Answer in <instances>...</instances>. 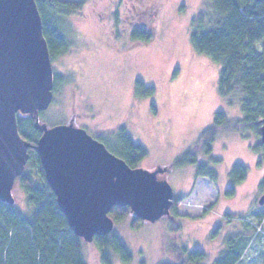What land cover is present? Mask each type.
<instances>
[{
    "label": "rangeland",
    "instance_id": "obj_1",
    "mask_svg": "<svg viewBox=\"0 0 264 264\" xmlns=\"http://www.w3.org/2000/svg\"><path fill=\"white\" fill-rule=\"evenodd\" d=\"M63 1H83L81 10L71 11L64 19L63 33L74 53L64 63L54 59L51 65L55 81L62 77L69 89H54L51 104L39 113L40 122L53 127L75 117L78 126L80 117L89 116L97 134L110 143L108 150L116 148L110 142L111 132L123 125L133 142L147 151L138 167L149 172L168 167L158 178L171 186L174 198L185 197L174 218L170 214L155 223L141 221L133 229L130 214L114 225L112 232L131 253L129 264L177 261L183 249L203 252L201 264H215L227 254L230 258L241 255L238 264H264V216L259 219L264 205L258 204L264 194V149H254L260 143L259 130L243 135L218 127L210 156L198 151L200 164L195 169L171 167L182 154L201 149L200 136L216 112H223L232 123L242 117L240 102L219 94L221 65L191 49L192 32L212 26L209 1L162 0L154 42L135 48L124 30L132 0ZM114 17L119 20L118 38L113 32ZM255 49L259 51L260 45ZM136 81L142 89L153 88V94L136 97ZM23 118L31 120L17 114V120ZM236 163L246 168L247 176L231 191L228 168ZM197 170H214L217 180L213 184L207 178H195ZM12 195L14 206L25 210L26 196L19 181ZM82 249L86 264H98L93 243L83 240ZM113 264L125 263L114 254Z\"/></svg>",
    "mask_w": 264,
    "mask_h": 264
},
{
    "label": "trees",
    "instance_id": "obj_2",
    "mask_svg": "<svg viewBox=\"0 0 264 264\" xmlns=\"http://www.w3.org/2000/svg\"><path fill=\"white\" fill-rule=\"evenodd\" d=\"M208 1L213 16L212 26L192 32L191 49L195 54H203L221 65L217 80L219 94L228 100L235 97L240 102L242 117L232 123L227 121L223 112H216L211 126L200 136L201 149L187 151L179 156L171 167L185 166L195 169L200 164L196 158L198 151L210 156L216 128L239 131L244 135L248 134V131H258L260 121L264 118V1ZM35 2L41 17L43 37L50 53H54L52 47L55 42H60L58 33L64 29V19L71 11L81 10L83 1ZM161 2L162 0H132V7L125 18L127 29L124 28L129 32L132 48L154 42ZM114 18L113 32L118 38L119 20ZM258 45L259 51L255 49ZM61 51L59 53H63V49ZM142 87L141 82H135L136 97L153 94V88ZM18 132L30 144H35L40 137L39 131L33 128V122L29 118L18 119ZM110 135V142L114 143L116 148L109 151L123 159L130 167H138L147 157L146 149L133 142L123 125L118 126ZM98 141L105 146L110 144L100 138ZM260 147L264 149L261 142L256 143L254 149L258 150ZM28 153L29 172L18 177L19 187L26 196L25 210L0 202V264H86L82 249L83 239L73 233L60 212L55 195L45 180L36 151L29 149ZM213 161L218 162L221 159L215 158ZM246 176V168L243 165L233 164L228 168V189L234 190ZM199 177L207 178L213 184L217 180L214 170L195 171V178ZM184 198H174L170 208L172 218L176 217V209ZM130 214L128 207H112L108 213L115 224ZM263 216L264 212L259 219ZM140 222L141 220L133 216L131 227L138 228ZM92 243L97 249L98 264H113L114 254L119 255L123 263H131V253L113 232L94 237ZM178 253L181 257L177 261L157 264H201L205 259V254L199 250L186 253L183 249ZM240 257L241 255H235L230 258L227 254L215 264H238ZM225 259L228 261H224Z\"/></svg>",
    "mask_w": 264,
    "mask_h": 264
},
{
    "label": "water",
    "instance_id": "obj_3",
    "mask_svg": "<svg viewBox=\"0 0 264 264\" xmlns=\"http://www.w3.org/2000/svg\"><path fill=\"white\" fill-rule=\"evenodd\" d=\"M52 83L35 0H0V202L15 204V179L34 149L60 212L85 242L113 231L112 207H128L134 217L151 223L169 216L173 190L158 178L168 167L153 172L132 168L84 129L72 123L48 128L40 122L39 113L52 101ZM18 113L29 116L41 133L36 144L20 136ZM260 124L264 145V118ZM258 204L264 205V194Z\"/></svg>",
    "mask_w": 264,
    "mask_h": 264
},
{
    "label": "flooded vegetation",
    "instance_id": "obj_4",
    "mask_svg": "<svg viewBox=\"0 0 264 264\" xmlns=\"http://www.w3.org/2000/svg\"><path fill=\"white\" fill-rule=\"evenodd\" d=\"M63 26H64V24H63ZM59 28V27H58ZM64 28V27H63ZM66 29V28H65ZM64 30V29H63ZM59 34V39H60V42H55V44L53 45V51H54V53H50V51H49V56H50V61H51V65L53 66V61H54V59L56 60H63V63H64V61H67V60H69V58L73 55V50L71 51L70 50V48H71V42L69 43V39L67 38V36L65 35V33H63V31L62 32H60V33H58ZM46 41V40H45ZM46 44H47V42H46ZM48 47V46H47ZM61 49H63V53H59V52H62L61 51ZM48 50H49V48H48ZM58 50H60L59 52H57ZM74 55H76V54H74ZM52 56H53V58H52ZM65 63H67V62H65ZM70 67H71V64H70ZM70 71H72V72H75V70H70ZM53 74V73H52ZM70 77V76H69ZM74 77V76H73ZM60 78V80H59V82H56L55 81V76H54V74H53V83H52V100H53V91H54V89H69V88H66L65 86H63V84H62V77H59ZM71 78V77H70ZM71 81V80H70ZM61 84V85H60ZM72 89H81L80 87H78V86H74ZM75 92V91H74ZM74 98H75V94H74ZM52 102V101H51ZM77 115H79L78 113H77ZM91 117H89V116H83V117H80V119H78V120H80L81 121V124H79L78 126H76L75 125V120H76V118L75 117H72L69 121H68V123L67 124H71L72 123V125L74 126V127H76V128H82V129H84L86 132H87V134H89L92 138H94V139H96V140H99V138L100 139H103V140H105L106 139V136L105 135H99V134H97V133H99V132H96V131H98L96 128H95V125H93V123L91 122V119H90ZM62 124V123H61ZM61 124H58V125H61ZM66 124V125H67ZM55 126V125H54ZM48 128H51V127H48ZM40 135H41V133H40ZM110 139H112V138H110ZM112 141V140H111ZM37 142V141H36ZM36 144V143H35ZM19 181V178H16L15 179V182H18ZM14 182V183H15Z\"/></svg>",
    "mask_w": 264,
    "mask_h": 264
},
{
    "label": "crops",
    "instance_id": "obj_5",
    "mask_svg": "<svg viewBox=\"0 0 264 264\" xmlns=\"http://www.w3.org/2000/svg\"><path fill=\"white\" fill-rule=\"evenodd\" d=\"M203 177H199V179L201 180ZM213 201H215V200H213Z\"/></svg>",
    "mask_w": 264,
    "mask_h": 264
}]
</instances>
